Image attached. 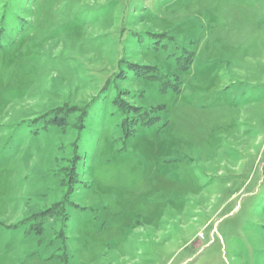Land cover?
Returning <instances> with one entry per match:
<instances>
[{
  "label": "rangeland",
  "instance_id": "obj_1",
  "mask_svg": "<svg viewBox=\"0 0 264 264\" xmlns=\"http://www.w3.org/2000/svg\"><path fill=\"white\" fill-rule=\"evenodd\" d=\"M0 264H264V0H0Z\"/></svg>",
  "mask_w": 264,
  "mask_h": 264
},
{
  "label": "trees",
  "instance_id": "obj_2",
  "mask_svg": "<svg viewBox=\"0 0 264 264\" xmlns=\"http://www.w3.org/2000/svg\"><path fill=\"white\" fill-rule=\"evenodd\" d=\"M189 64L190 63H188V61L185 63V65H183V68L181 69L182 71H185V70H187L188 69V67H189ZM147 77H150V78H154L156 81H158L157 79V76L155 75V74H147L146 75ZM156 76V77H155ZM169 88H171L173 91H175V92H177L180 88H179V86H172L171 84H169L168 82H167V85H162V83H161V87H160V90H161V93L163 92H166V90L167 89H169ZM151 120V118L149 119V121ZM149 121H145V123L147 124V125H151V124H153L154 123V119H153V121L152 122H149Z\"/></svg>",
  "mask_w": 264,
  "mask_h": 264
}]
</instances>
